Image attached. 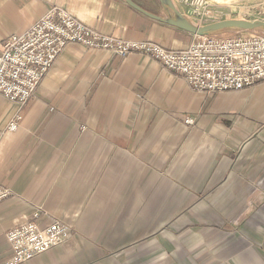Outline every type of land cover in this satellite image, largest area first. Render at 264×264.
<instances>
[{
    "label": "crops",
    "instance_id": "1",
    "mask_svg": "<svg viewBox=\"0 0 264 264\" xmlns=\"http://www.w3.org/2000/svg\"><path fill=\"white\" fill-rule=\"evenodd\" d=\"M53 4L172 49L197 38L127 0H0V46ZM17 110L0 93V182L14 191L0 201V264L6 232L38 209L71 233L17 264H264V78L199 91L153 55L72 42L10 131Z\"/></svg>",
    "mask_w": 264,
    "mask_h": 264
},
{
    "label": "built area",
    "instance_id": "2",
    "mask_svg": "<svg viewBox=\"0 0 264 264\" xmlns=\"http://www.w3.org/2000/svg\"><path fill=\"white\" fill-rule=\"evenodd\" d=\"M72 42L121 56L133 52L153 55L199 91L241 88L264 78V33L198 35L187 47L172 49L154 40L103 32L65 6L53 4L39 20L21 33L10 34L0 46V93L18 104L8 130L19 126L22 107L35 94L60 52ZM13 194L11 187L0 182V201ZM40 216L38 209L32 219L6 232L12 256L3 264L27 260L59 245L71 233L70 223L54 219L42 225L37 221Z\"/></svg>",
    "mask_w": 264,
    "mask_h": 264
},
{
    "label": "rangeland",
    "instance_id": "3",
    "mask_svg": "<svg viewBox=\"0 0 264 264\" xmlns=\"http://www.w3.org/2000/svg\"><path fill=\"white\" fill-rule=\"evenodd\" d=\"M173 1L175 2L176 6L186 16H188L190 19L200 24L209 23L225 18H234V17L246 18L251 20L253 19L264 20V0H173ZM242 33L244 34L264 33V30L263 29H248V30H239V31L234 30V31H222L214 34L221 37H225V36H233Z\"/></svg>",
    "mask_w": 264,
    "mask_h": 264
},
{
    "label": "water",
    "instance_id": "4",
    "mask_svg": "<svg viewBox=\"0 0 264 264\" xmlns=\"http://www.w3.org/2000/svg\"><path fill=\"white\" fill-rule=\"evenodd\" d=\"M165 6L172 10L169 16H160L143 8L141 5L136 3L134 0H127L132 6L147 12L157 18H160L170 24L179 26L190 32L198 35L214 34L222 31H239L248 29H263L264 30V20L263 19H246V18H225L221 20H216L209 23L200 24L188 16H186L175 4L173 0H160Z\"/></svg>",
    "mask_w": 264,
    "mask_h": 264
}]
</instances>
